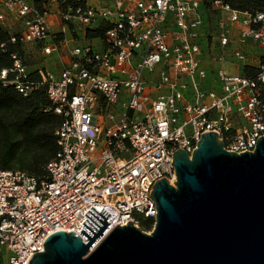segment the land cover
Here are the masks:
<instances>
[{"label":"built area","instance_id":"obj_1","mask_svg":"<svg viewBox=\"0 0 264 264\" xmlns=\"http://www.w3.org/2000/svg\"><path fill=\"white\" fill-rule=\"evenodd\" d=\"M204 1L220 16L215 36L201 16ZM101 26L102 37L87 40ZM0 28L60 64L38 71L35 83L13 57L3 85L23 97L45 85L51 108L43 112L63 118L45 176L0 171V264H29L56 232L87 241L80 232L91 208L110 215L104 237L128 222H150L152 232L150 194L159 180L174 187L176 151L191 157L201 136L214 133L227 152L253 153L264 137V63L248 65L244 51L264 49L262 13L216 0H0ZM79 39L86 44L68 48ZM205 58L240 72H208ZM245 66L256 73L243 76Z\"/></svg>","mask_w":264,"mask_h":264},{"label":"water","instance_id":"obj_2","mask_svg":"<svg viewBox=\"0 0 264 264\" xmlns=\"http://www.w3.org/2000/svg\"><path fill=\"white\" fill-rule=\"evenodd\" d=\"M174 187L153 186L156 225L150 234L110 227L91 208L80 234L56 232L29 264H264V137L253 153L224 149L222 137L201 136L191 157L173 154Z\"/></svg>","mask_w":264,"mask_h":264},{"label":"trees","instance_id":"obj_3","mask_svg":"<svg viewBox=\"0 0 264 264\" xmlns=\"http://www.w3.org/2000/svg\"><path fill=\"white\" fill-rule=\"evenodd\" d=\"M216 1L240 13L264 14V0ZM215 13L210 9V2L202 3L201 16L209 28ZM216 15L219 16L218 13ZM105 30L106 27L101 26L99 29L88 31L86 38L99 39ZM10 39V33L0 28V76L2 71L12 69L15 60L26 66L23 62L25 47L11 43ZM260 62L264 63V54L261 55ZM256 71L254 67L245 66L241 74L250 77ZM12 78L13 75L10 74L7 81L10 82ZM28 78L35 83L41 81L38 71L29 70ZM3 83L0 80V171H20L35 178H42L45 176L47 165L57 153L55 133L63 124V118L53 112H43L51 108L45 85L23 97L14 86H4ZM140 229L143 232L150 230V222L143 221Z\"/></svg>","mask_w":264,"mask_h":264},{"label":"rangeland","instance_id":"obj_4","mask_svg":"<svg viewBox=\"0 0 264 264\" xmlns=\"http://www.w3.org/2000/svg\"><path fill=\"white\" fill-rule=\"evenodd\" d=\"M34 0H30V2H33ZM217 16V17H216ZM216 18V19H215ZM213 23L211 27H214L212 29L213 32V36L216 35V32L214 33V29L218 27V22L220 20V16L216 15V13L213 15ZM217 25V26H216ZM17 27V26H16ZM16 27H13V30H17ZM216 30V29H215ZM88 40V39H87ZM91 40V39H89ZM77 42L79 41H75V45L73 46H82L84 44H86V42H80L79 44H77ZM70 42H68V48H72L70 47ZM92 45H94L96 47L97 50H99L101 48V45L99 44V42L94 41L93 43H91ZM64 47H62L61 51L64 52L66 50L63 49ZM202 48L203 50H207V43L204 41L202 42ZM246 53V52H245ZM264 54V49H260L259 54L256 57H253L252 59L249 58V61L252 63V61L255 60V62L253 63L254 65H256V62L258 61V58L260 55ZM23 62L26 64V66L28 67V69L30 70V72H35V71H42L44 72L46 71H56L60 69V64L57 66H53L50 59L48 57L43 56L42 52H41V47L32 45V46H27L24 48V54H23ZM261 57V56H260ZM252 60V61H251ZM147 75V72L145 73ZM156 74V72H155ZM145 233H150L151 230H145Z\"/></svg>","mask_w":264,"mask_h":264},{"label":"crops","instance_id":"obj_5","mask_svg":"<svg viewBox=\"0 0 264 264\" xmlns=\"http://www.w3.org/2000/svg\"><path fill=\"white\" fill-rule=\"evenodd\" d=\"M79 41L77 42V44H79L80 42H83L82 39L76 40ZM73 45H75V43L70 44V47H72ZM259 47H255L253 45H248L244 47V51L246 52V56H247V64L250 66H257L258 63L260 62V56L257 57L258 61L256 62V65H254L253 63L255 62L252 61V63L249 61V58L252 59L253 57H256L259 52H260ZM203 67L206 71L210 72L212 70H216V69H222L224 70L227 74L229 75H235L237 73L240 72V66H238V64L231 62V63H224V64H213L211 61H209L208 59H204L203 61Z\"/></svg>","mask_w":264,"mask_h":264}]
</instances>
